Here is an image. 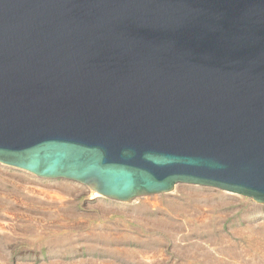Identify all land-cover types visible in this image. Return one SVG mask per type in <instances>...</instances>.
Here are the masks:
<instances>
[{
  "label": "water",
  "instance_id": "water-1",
  "mask_svg": "<svg viewBox=\"0 0 264 264\" xmlns=\"http://www.w3.org/2000/svg\"><path fill=\"white\" fill-rule=\"evenodd\" d=\"M0 164L264 204V0H0Z\"/></svg>",
  "mask_w": 264,
  "mask_h": 264
},
{
  "label": "rangeland",
  "instance_id": "rangeland-1",
  "mask_svg": "<svg viewBox=\"0 0 264 264\" xmlns=\"http://www.w3.org/2000/svg\"><path fill=\"white\" fill-rule=\"evenodd\" d=\"M0 264H264V204L189 184L126 203L0 164Z\"/></svg>",
  "mask_w": 264,
  "mask_h": 264
},
{
  "label": "bare ground",
  "instance_id": "bare-ground-1",
  "mask_svg": "<svg viewBox=\"0 0 264 264\" xmlns=\"http://www.w3.org/2000/svg\"><path fill=\"white\" fill-rule=\"evenodd\" d=\"M62 189H63V188H62ZM63 190H64V192H65V189H63ZM58 191L60 192V190H59V189H57V188H56V189H52V190H51V192H53V193H56V192H58ZM10 223H11V222H10ZM3 259H4V258H3ZM3 259H1V260H3ZM5 260H6V259H5Z\"/></svg>",
  "mask_w": 264,
  "mask_h": 264
}]
</instances>
